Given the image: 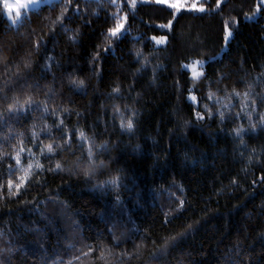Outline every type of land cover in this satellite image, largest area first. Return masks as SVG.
Returning a JSON list of instances; mask_svg holds the SVG:
<instances>
[{"label":"trees","instance_id":"1","mask_svg":"<svg viewBox=\"0 0 264 264\" xmlns=\"http://www.w3.org/2000/svg\"><path fill=\"white\" fill-rule=\"evenodd\" d=\"M260 3L209 0L175 19L60 0L17 26L0 3V264H264ZM202 59L196 82L183 65Z\"/></svg>","mask_w":264,"mask_h":264},{"label":"snow or ice","instance_id":"2","mask_svg":"<svg viewBox=\"0 0 264 264\" xmlns=\"http://www.w3.org/2000/svg\"><path fill=\"white\" fill-rule=\"evenodd\" d=\"M157 2H161V0H157ZM165 2H167V0H165ZM219 2L220 0H216V4L217 7L219 6ZM3 3V7L6 9V14L9 17L10 20H12L13 22H16V18L21 16L22 10L24 9H28V8H37L40 4V0H16L15 4H11L8 2V0H2ZM128 3L130 4V6L134 9L136 6V0H128ZM170 6L172 8H179L180 5L178 3L172 2L170 4ZM188 7H191L192 9L198 10V11H204L205 10V6L204 5H197L196 3H192L191 5H189ZM260 7H264V0H261V3L257 5V9H259ZM127 21V14L125 13L123 18H117L116 19V24L114 27L109 29V32L113 35L116 36L118 33L121 32L122 29H124V24ZM171 26V21H169L168 25H162V27H170ZM231 29L228 27L227 23H225V32H224V42L225 44L228 43L229 37L231 36ZM152 39L157 40V42H164L167 37L165 36H161V37H155L153 36ZM137 55L139 56L140 53L137 52ZM26 63H30V62H26ZM197 65H200V69L197 70ZM185 67L191 68L192 70V76L194 78H199L201 75H203V62L196 60L194 61L191 65H185ZM75 83L82 85L84 83L83 80H79V81H74ZM116 91H119V89H116ZM237 95H239V93H237ZM190 98L195 101L196 97L194 95H192L190 93ZM9 109H13L14 105H9L8 106ZM205 107L207 108V105H205ZM220 117L223 118L224 113L221 111L220 113ZM209 115H211V110H209ZM195 116L197 119H204V113L203 112H196ZM62 123V121H61ZM122 126H123V121H122ZM126 127L131 130L134 125L131 119H129L127 121ZM237 132L239 133V129L237 130ZM82 137L84 136V133L80 134ZM48 151L49 152H53L54 149L52 147L51 144L47 145ZM89 155H91V147L89 148ZM16 163L19 164L20 163V159L19 156L17 155L16 158ZM38 168H42V165L37 164ZM62 166L60 164L59 161H57L56 163V168L60 169ZM31 168L32 165L31 163L27 166V168L24 170V175L20 176L19 178V182H14L13 180L9 179L7 184H8V190L11 192L13 191V189L16 192H19V190L21 189V187L27 183L28 178L32 175L31 173ZM87 174V173H86ZM115 183V180L113 181ZM183 203V202H181Z\"/></svg>","mask_w":264,"mask_h":264},{"label":"rangeland","instance_id":"3","mask_svg":"<svg viewBox=\"0 0 264 264\" xmlns=\"http://www.w3.org/2000/svg\"><path fill=\"white\" fill-rule=\"evenodd\" d=\"M58 1H60V0H40V4H39V6L37 8H28V9L22 10L21 16L16 18V22H13L12 20L9 19V17L6 14V9H5V14H6V17L8 18L9 22L12 25L17 26L23 20V15L24 14H26V13H28L30 11H33V10L40 9L43 6L50 5V4H53L54 2H58ZM115 1H118L120 3L128 2V0H115ZM206 1H209V0H167V2H165V0H161V2H157V0H136V5L152 3V4H157V5H161V6H164V7H168V8H170V9H172L174 11L175 19H176L178 16H180L182 13H185V12H192V13H198V14H203V13L207 12L208 8H207V6L205 4ZM8 2L11 3V4H15L16 0H8ZM172 2L178 3L180 5V7L179 8H172L170 6V4ZM0 3L3 5L2 0H0ZM192 3H196L197 5H201V4L204 5L205 6V10L204 11H198V10L192 9L191 7H188ZM254 18H256V15L247 17V20L250 21V20H253ZM173 23H174V21L171 22V26L170 27H167L168 30L172 27ZM231 33L232 34L229 37L228 43L230 42V40L232 39L233 34H234L232 30H231ZM165 37H167V36H165ZM152 40H153L154 45L157 48L165 47L167 45V43H168V37H167V39L164 42H157V40H154V39H152ZM228 43L225 44L222 53H224L227 50ZM221 54H219V56H221ZM194 61H196V60H194ZM194 61H191L190 63L184 64L183 68H184V70H186V71H188L190 73L192 80L198 82L204 76V67H205L206 63L208 62V60H206V59L199 60V61L203 62V75H201L199 78H194L192 76L191 68L185 67V65H191ZM196 67H197V70H199L201 66L197 65ZM189 100L192 103L197 105V99L195 101H193L190 98V96H189Z\"/></svg>","mask_w":264,"mask_h":264}]
</instances>
